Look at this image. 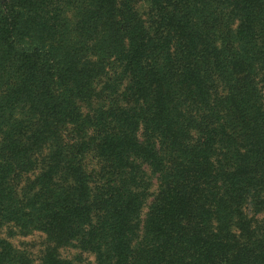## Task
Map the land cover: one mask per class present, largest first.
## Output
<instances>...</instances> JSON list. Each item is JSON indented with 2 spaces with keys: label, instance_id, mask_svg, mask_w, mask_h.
Instances as JSON below:
<instances>
[{
  "label": "trees",
  "instance_id": "obj_1",
  "mask_svg": "<svg viewBox=\"0 0 264 264\" xmlns=\"http://www.w3.org/2000/svg\"><path fill=\"white\" fill-rule=\"evenodd\" d=\"M3 84L0 264H264V0H0Z\"/></svg>",
  "mask_w": 264,
  "mask_h": 264
},
{
  "label": "rangeland",
  "instance_id": "obj_2",
  "mask_svg": "<svg viewBox=\"0 0 264 264\" xmlns=\"http://www.w3.org/2000/svg\"><path fill=\"white\" fill-rule=\"evenodd\" d=\"M14 72L12 74V72L10 73V80L14 79ZM7 77V75H6ZM15 83V82H14ZM13 83V84H14ZM3 92H4V84L3 86L0 88ZM96 90L98 91V97L105 94L102 90V94H100L99 90L96 88ZM107 95V94H106ZM115 97V96H113ZM113 97H111L113 99ZM110 97L109 98H105V100L101 97L98 98V101H100L99 103L102 106H107V104L110 102ZM83 106L81 108V111H83ZM85 111V110H84ZM85 170L88 172L91 169L95 168V161L93 158L91 157H87L85 160ZM31 176V174L29 175V177ZM152 191H156V185H154V187L152 188ZM151 201V199H149ZM146 208L143 209V214H145L146 212ZM1 237H3L8 243H10L14 248L19 249V250H23L29 254H31V256L33 257L34 260H38V258L41 255V252L43 251L44 247L49 245L50 243L47 242L46 237L44 234L40 233V232H31L29 234H27L26 236H20V235H15V236H11V237H7V233L4 230V227H2L1 229ZM60 256L62 258H80V262L79 264H94V257L92 256V254H88V253H81L78 252V250L75 249H59L58 250Z\"/></svg>",
  "mask_w": 264,
  "mask_h": 264
}]
</instances>
